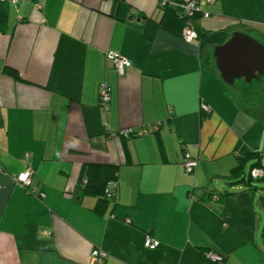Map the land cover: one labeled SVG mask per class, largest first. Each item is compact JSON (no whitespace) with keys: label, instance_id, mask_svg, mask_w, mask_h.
<instances>
[{"label":"crops","instance_id":"1","mask_svg":"<svg viewBox=\"0 0 264 264\" xmlns=\"http://www.w3.org/2000/svg\"><path fill=\"white\" fill-rule=\"evenodd\" d=\"M162 1L4 3L0 264H92L96 248L106 264H264V187L231 178L250 152L264 164V98L239 100L213 56L236 31L264 42V0H201L211 15L194 19L192 42ZM109 50L132 61L126 74ZM127 128L148 132L119 135ZM186 152L199 160L192 173ZM90 163L118 166L105 201L83 191ZM28 168L29 189L16 180Z\"/></svg>","mask_w":264,"mask_h":264},{"label":"built area","instance_id":"2","mask_svg":"<svg viewBox=\"0 0 264 264\" xmlns=\"http://www.w3.org/2000/svg\"><path fill=\"white\" fill-rule=\"evenodd\" d=\"M1 1H14L18 2L20 0H1ZM210 3H213L214 0H208ZM38 7L43 6V2L38 1L35 2ZM162 5L164 7L173 8L178 15L186 21V27L184 31V39L188 42H192L198 38V31L194 25V19L197 16H204L209 17L211 15L210 12L204 11L201 7V0H163ZM107 58L112 60L115 69L119 73V75H124L127 72V69L131 67L132 61L125 55L117 52L109 50L107 52ZM111 100V88L109 83L102 82L100 85V103L105 108H108L109 102ZM205 110H210V107L207 104H203L202 106ZM148 132L147 128L144 129H135V128H127L123 129L119 132L120 135L125 137L131 136H141L142 134ZM199 160L197 157L192 156L189 152L185 153V159L183 162V166L185 170L189 173H192L198 166ZM34 176V171L30 168L24 170L23 172L19 173L16 177L17 182L29 189L32 179ZM252 176L254 177H263L264 176V169L263 168H254L252 170ZM117 181L112 180L107 184L106 187V194L115 195L117 193ZM41 196H44V193H41ZM128 222L130 220L128 219ZM144 245L146 248L151 250H156L160 246V241L157 240L151 233H147L145 235ZM108 254L100 248H96L92 251V264H106V258ZM206 258L213 262V263H224L226 256L218 253L213 250H209L205 252Z\"/></svg>","mask_w":264,"mask_h":264},{"label":"trees","instance_id":"3","mask_svg":"<svg viewBox=\"0 0 264 264\" xmlns=\"http://www.w3.org/2000/svg\"><path fill=\"white\" fill-rule=\"evenodd\" d=\"M4 3L6 2L0 0V27H2V24L5 22V17H6L5 14L6 10ZM11 72L13 73V71ZM239 81L237 80V87L234 90L239 100H243L247 97H251L255 93H257V91L264 90V74L261 76L259 80H253L252 82L246 83L245 85H242V83H240ZM262 158L263 156L259 151H253L245 156L240 157L239 163L233 169V172L231 174V178L234 179L233 181L236 182L247 181L248 183H253L252 181H255V179H259V178L264 179V176L263 177L252 176V170L254 168L264 169ZM252 159H257V161L250 166L251 168H249L248 171H246L245 169L246 164L249 160ZM117 178H118V166L116 165L102 164V163H90L84 165L82 171V177H81V183H83L84 185L83 191L87 194L96 195L100 198V200L105 201L106 197L108 196L106 194L107 184L112 180L117 181ZM225 196H226L225 194L222 195L220 194V197L224 198Z\"/></svg>","mask_w":264,"mask_h":264},{"label":"water","instance_id":"4","mask_svg":"<svg viewBox=\"0 0 264 264\" xmlns=\"http://www.w3.org/2000/svg\"><path fill=\"white\" fill-rule=\"evenodd\" d=\"M213 56L221 78L234 89L237 80H259L264 74V43L252 34L236 31L214 49Z\"/></svg>","mask_w":264,"mask_h":264},{"label":"rangeland","instance_id":"5","mask_svg":"<svg viewBox=\"0 0 264 264\" xmlns=\"http://www.w3.org/2000/svg\"><path fill=\"white\" fill-rule=\"evenodd\" d=\"M253 36H254V34H253ZM239 80L238 81L240 83H242V85H245L246 83H249V82H247L245 80H242V79H239ZM254 95H258V96L261 95V97L263 99L264 98V90L263 91H257V93H255ZM254 183L257 184V185H259L261 188L264 187V179H262V178L255 179Z\"/></svg>","mask_w":264,"mask_h":264}]
</instances>
